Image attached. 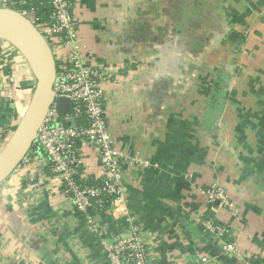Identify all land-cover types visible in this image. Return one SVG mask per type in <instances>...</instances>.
Wrapping results in <instances>:
<instances>
[{
  "label": "crops",
  "instance_id": "0c3cea01",
  "mask_svg": "<svg viewBox=\"0 0 264 264\" xmlns=\"http://www.w3.org/2000/svg\"><path fill=\"white\" fill-rule=\"evenodd\" d=\"M70 2L82 59L109 73L125 212L104 204L87 218L41 155L0 183V264H109L101 242L129 234L125 213L149 264H264V0ZM0 62L2 135L34 79L2 40ZM134 157L147 165L126 162ZM81 160V180L99 179L95 151L83 146ZM213 183L229 205L207 201ZM206 219L224 226L221 241Z\"/></svg>",
  "mask_w": 264,
  "mask_h": 264
},
{
  "label": "built area",
  "instance_id": "2783aa9c",
  "mask_svg": "<svg viewBox=\"0 0 264 264\" xmlns=\"http://www.w3.org/2000/svg\"><path fill=\"white\" fill-rule=\"evenodd\" d=\"M25 1L0 0V6L19 11L15 6ZM47 2L50 8L47 20H39L33 7L30 10L19 11L35 24L50 44L56 60V72L52 86L54 100L37 130L30 149L18 166L26 167L44 155L48 161L50 174L60 180L62 192L78 210L86 214L87 218L90 219L89 209H98L106 201L111 207V215L116 217L119 216L118 211L125 212L126 196L123 189L124 170L121 160L124 156L115 146L106 119L105 86L109 73L88 65L82 59L80 45L77 42V20L72 14L70 0ZM3 43L21 57L12 45L5 41ZM5 51L3 57L10 54L9 49ZM3 60L6 61V57ZM1 64L0 78L4 77ZM59 98L69 100L70 106L67 111L58 110L55 100ZM14 126L15 124L2 131L0 147ZM83 146L95 151L102 171L99 179L93 180L96 181L93 185L79 181L82 173ZM126 162L147 165V162L139 157L127 158ZM201 192L210 203H217L218 206L229 205L225 191L216 183L202 189ZM124 216L129 234L101 242L108 263L149 264L148 249L139 226L127 213ZM201 224L215 239L221 241V236L226 230L223 225L210 219L202 220ZM221 247L226 252L239 254L233 244L221 242ZM206 260V257L201 258V261Z\"/></svg>",
  "mask_w": 264,
  "mask_h": 264
},
{
  "label": "water",
  "instance_id": "95a60500",
  "mask_svg": "<svg viewBox=\"0 0 264 264\" xmlns=\"http://www.w3.org/2000/svg\"><path fill=\"white\" fill-rule=\"evenodd\" d=\"M234 39L236 33H230ZM0 40L12 45L28 66L34 84L27 104L0 147V183L19 165L30 149L37 130L54 100L56 60L53 50L35 24L10 7L0 6ZM59 111L69 109L68 99L55 100ZM12 106V105H10Z\"/></svg>",
  "mask_w": 264,
  "mask_h": 264
},
{
  "label": "trees",
  "instance_id": "16d2710c",
  "mask_svg": "<svg viewBox=\"0 0 264 264\" xmlns=\"http://www.w3.org/2000/svg\"><path fill=\"white\" fill-rule=\"evenodd\" d=\"M31 7H33L35 16H37L39 20H47L50 10L47 0H26L24 3L15 6V8L18 9L19 11L30 10ZM79 181L81 183H87L92 185L96 183V181L93 180L82 181L79 179ZM104 204H109V203L108 201H106Z\"/></svg>",
  "mask_w": 264,
  "mask_h": 264
},
{
  "label": "rangeland",
  "instance_id": "374dc122",
  "mask_svg": "<svg viewBox=\"0 0 264 264\" xmlns=\"http://www.w3.org/2000/svg\"><path fill=\"white\" fill-rule=\"evenodd\" d=\"M243 34H246V31H244L243 32ZM31 91H32V89H31ZM29 99V98H28ZM28 99H27V101L24 103V105H26L27 104V102H28ZM18 120V118L16 119V121ZM226 194V193H225ZM227 196V195H226Z\"/></svg>",
  "mask_w": 264,
  "mask_h": 264
}]
</instances>
